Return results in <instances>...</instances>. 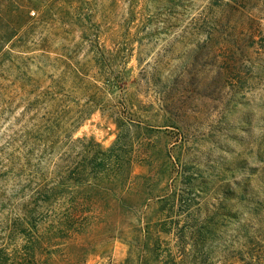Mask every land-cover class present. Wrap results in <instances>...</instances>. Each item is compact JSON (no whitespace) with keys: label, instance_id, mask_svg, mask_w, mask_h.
<instances>
[{"label":"rangeland","instance_id":"374dc122","mask_svg":"<svg viewBox=\"0 0 264 264\" xmlns=\"http://www.w3.org/2000/svg\"><path fill=\"white\" fill-rule=\"evenodd\" d=\"M0 264H264V0H0Z\"/></svg>","mask_w":264,"mask_h":264},{"label":"trees","instance_id":"16d2710c","mask_svg":"<svg viewBox=\"0 0 264 264\" xmlns=\"http://www.w3.org/2000/svg\"><path fill=\"white\" fill-rule=\"evenodd\" d=\"M33 258V257H32Z\"/></svg>","mask_w":264,"mask_h":264}]
</instances>
